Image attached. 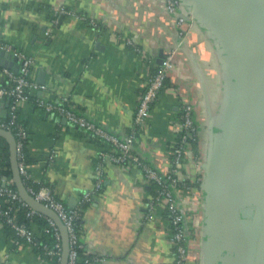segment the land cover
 Instances as JSON below:
<instances>
[{"label":"crops","instance_id":"obj_1","mask_svg":"<svg viewBox=\"0 0 264 264\" xmlns=\"http://www.w3.org/2000/svg\"><path fill=\"white\" fill-rule=\"evenodd\" d=\"M166 4L0 0V40L35 60L31 78L38 88L18 106L28 132L26 149L35 161L28 165L29 175L76 207L94 186L104 143L64 116L39 108L37 99L69 98L88 119L124 138L150 72L163 64L162 53L175 49V68L133 151L168 172L182 129V106H193L200 152L188 147L180 176L191 189L176 190L186 218L187 264H264V138L250 161L247 195H238L235 172L225 176L234 148L264 129V112L251 114L255 105H264V2L198 0L194 8L193 0H185L182 28ZM61 9L71 14L56 23ZM10 105L9 98L0 97V120ZM154 196L155 186L137 166L107 163L102 192L84 214L80 241L86 254L97 256V264H175L170 218L162 205L150 209ZM35 247L7 239L0 222V264H52Z\"/></svg>","mask_w":264,"mask_h":264},{"label":"built area","instance_id":"obj_2","mask_svg":"<svg viewBox=\"0 0 264 264\" xmlns=\"http://www.w3.org/2000/svg\"><path fill=\"white\" fill-rule=\"evenodd\" d=\"M166 8L169 14L176 18L177 26L182 28L186 24L187 18L181 11V0H167ZM63 14H71V12L64 9L57 11L55 16L56 23L60 22V17ZM180 30L182 31L181 34L185 35V30ZM0 49L16 56L20 64L18 72L0 65V97L9 98L10 100L13 99V110H15L19 103L26 102L30 99L31 90L38 88V85L31 78L35 60L24 52H16L11 44L2 40H0ZM176 53L177 51L175 49L170 50L165 56L163 64L158 69L150 72L145 88L139 97L134 125L124 138L112 134L88 119L84 112L79 111L71 103L69 98L58 100L37 99L36 105L39 108L64 116L78 129L85 131L89 136L95 137L104 143V148L99 152L97 158L94 186L84 192L76 207H71L60 199L53 187L42 186L38 191L32 188L29 190L38 201L57 212L67 226L71 246L69 264H97L101 261L97 256L91 257L88 254H86L87 256L85 258L79 257L78 249L84 247L76 232V222L83 216V205L92 202L103 189L105 183V166L107 163L120 166H137L144 173L146 180L155 186V196L151 200L150 209L154 210L158 205H162L165 208L169 215L172 228L171 244L176 254L175 264H187L190 253L188 249L187 229L185 226L186 218L185 213L179 208L176 190L177 187L181 186L185 190L191 189V185L181 178L180 171L186 161V151L190 142L198 141L199 143L200 140L197 116L193 106L190 104L182 106V129L172 152L171 167L168 172L165 174L161 173L133 151L139 129L148 120L152 106L160 99V95L166 86L170 71L175 68ZM5 80L13 85L9 87L8 85L5 86L3 84ZM15 120L16 114L12 113L11 122L5 123L3 120H0V127L12 131ZM16 128L17 133L15 136L18 141L20 171L23 177H30L25 153L28 132L22 125H17ZM0 196L7 197V202L9 203L8 209L4 211L3 203L0 201V214L4 216L8 224L13 226L18 236L14 240L15 243L21 244V239H23L37 246L39 242L37 229L30 227L26 223H18L16 220L19 210L18 205H28L21 199L18 191L9 185L8 179L3 175H0ZM37 216H42L48 220L49 226L56 237L55 245L52 248L45 246L46 253L51 256H58L60 260L59 264H61L63 253L61 233L53 220L30 208L27 213V218L32 221Z\"/></svg>","mask_w":264,"mask_h":264},{"label":"water","instance_id":"obj_3","mask_svg":"<svg viewBox=\"0 0 264 264\" xmlns=\"http://www.w3.org/2000/svg\"><path fill=\"white\" fill-rule=\"evenodd\" d=\"M264 2V0H262ZM182 2V9L185 4V0H181ZM194 8L198 7V0H193ZM196 11V9L193 11V13ZM184 14V13H183ZM195 15V13H194ZM184 16L187 18V16L184 14ZM3 56V65L5 67H8L15 72L19 71V60L17 57H14L12 54H9L7 52H2ZM165 59L164 53L161 54V61L160 64L163 63ZM42 84H45L44 81H41ZM252 98V96H250ZM256 112L253 113H262L264 112V105H255ZM264 124V120H263ZM245 125V120H243L242 127ZM264 126V125H263ZM241 133V132H240ZM264 135V129L260 131L257 134H251V136H246L243 138L244 141L239 143L232 152L231 155H229L226 159V169L227 174L225 173V176H230V173L235 172L236 176L239 179V185H238V195L245 196L248 194V190L251 186V171H250V161L252 157L258 152L257 144L259 139H263ZM0 137L4 138L9 146H10V153H11V166H12V172H13V183L15 184L17 191L21 197V199L33 210L37 211L38 213L50 218L54 221L56 226L58 227L61 237H62V243H63V253H62V259L61 264H69L70 259V252H71V246H70V235L67 226L61 219V217L46 206L44 203L38 201L27 189L23 176L20 171L19 166V156H18V141L15 136V134L7 129L0 127ZM235 163V166L233 164ZM231 168V169H230ZM229 169V170H228ZM69 205L71 207H75V202H70Z\"/></svg>","mask_w":264,"mask_h":264},{"label":"trees","instance_id":"obj_4","mask_svg":"<svg viewBox=\"0 0 264 264\" xmlns=\"http://www.w3.org/2000/svg\"><path fill=\"white\" fill-rule=\"evenodd\" d=\"M62 16L60 17L61 20ZM169 78L167 79L166 83L168 82ZM5 86L8 85L11 86L13 84L7 82L6 80L3 83ZM11 101V105H10V109H9V114L6 118H4L3 122L5 123H10L12 120V113L16 114V120H15V124L12 126V132L14 134L17 133V125H22L24 126V120L22 119V112L20 111L21 109L17 108L15 110H13V99L10 100ZM183 112L180 114V116H182ZM0 126H1V122H0ZM28 144V141H26V146ZM189 147L196 153L198 154L200 152V145L198 143V141H192L189 144ZM27 147H25V153H26V163L27 165H32L35 163L34 159L30 157L27 149ZM0 175L5 176L8 179L9 185L16 189L15 184L13 183V172H12V166H11V153H10V146L8 144V142L4 139L0 137ZM24 179V183L27 187L28 190H30L31 188L34 189L35 191H38L42 186H50L53 187L45 182H37L35 181L33 178L31 177H23ZM102 192V190L99 192V194ZM98 194V195H99ZM0 201L3 203V210H7L9 207V203L7 202V197L4 196H0ZM92 205V202L84 204L83 205V210L84 213L85 211ZM18 212H17V222L18 223H26L28 224L30 227L32 228H36L39 232L40 237L38 238L39 242L38 245L35 247L36 251L42 255V257L48 259L51 261L52 264H59L60 260L58 256H51L49 254L46 253V249L45 246H48L50 248H52L55 245V241H56V237L53 233V231L51 230V227L49 226V222L46 218L42 217V216H37L35 217L32 221L27 218V213L30 210V208L28 206H23L20 204L18 205ZM84 213L82 218H80L77 222H76V232L77 235L79 236V238L81 237V235L84 232V226H85V222H84ZM12 214H14V212H12ZM0 222L3 223V231L5 236L7 237V239L9 240H16L18 238L14 228L12 225L8 224L6 219L4 218V216L2 214H0ZM48 229V231H47ZM22 240V239H21ZM78 253H79V257L80 258H85L86 252L84 250V248L78 249Z\"/></svg>","mask_w":264,"mask_h":264},{"label":"clouds","instance_id":"obj_5","mask_svg":"<svg viewBox=\"0 0 264 264\" xmlns=\"http://www.w3.org/2000/svg\"><path fill=\"white\" fill-rule=\"evenodd\" d=\"M193 39H195V37H193ZM200 48L203 51V57L205 59H209L211 57V53L209 51H207V50H204V45L203 44L200 45Z\"/></svg>","mask_w":264,"mask_h":264}]
</instances>
